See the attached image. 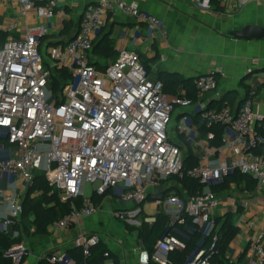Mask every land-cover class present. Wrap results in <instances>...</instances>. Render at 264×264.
Returning a JSON list of instances; mask_svg holds the SVG:
<instances>
[{"label":"built area","instance_id":"1","mask_svg":"<svg viewBox=\"0 0 264 264\" xmlns=\"http://www.w3.org/2000/svg\"><path fill=\"white\" fill-rule=\"evenodd\" d=\"M8 1L19 16L3 26L5 33H16L30 17L35 24L20 30L18 36H10L0 48V197L8 204V213L0 216V232H11L24 210L21 197L1 185L3 177L20 181L23 189H28L36 171H42L61 191V200L69 202L72 209L49 226L55 235L96 214L97 204L85 193L89 184L100 196L120 188L123 203L144 202L151 188L182 173L183 150L171 129L178 109L195 106L203 121L226 127L222 146L215 148L207 140L200 143L194 139L195 126L187 114L176 123L179 134L202 148L198 165L188 175L206 184L207 190L187 200L176 194L160 197L158 211L173 223H183L188 214L200 230L214 234L209 249L200 250L188 263L212 264L221 228L217 217L230 210L229 202L208 186L235 171L246 174L258 182L261 219L254 210L245 212L250 210V201L242 203L244 211L238 217L240 250L231 264H264V114L255 108L256 89L251 88L238 110L233 111L227 102L222 107H209L203 99L216 87V74L223 73L220 68L195 79L198 101L194 103L184 91L169 97L164 83L149 74L135 50L120 49L116 61L105 70L92 65L91 52L109 13L119 12L144 22L150 39L157 35L168 38L164 21L144 11L135 0H97L89 4L76 36L65 45L49 47L46 53L41 50V39L48 33L46 23L57 14L59 0ZM251 1L260 0L243 3ZM195 2L201 8L210 7L209 0ZM54 68L66 69L72 75L59 98L50 89ZM5 152L9 154L3 155ZM78 198H82L79 207L75 202ZM142 212L137 206L114 213L129 225L141 226ZM155 220L144 217L149 224ZM101 242L96 233L80 232L73 245L89 255ZM123 244L122 240L114 242L120 248ZM180 247L173 235L158 241L153 256L139 244L138 264H151L152 260L169 264V253ZM109 249L113 252L112 247ZM110 250L101 264H114ZM28 254L29 248L22 242L5 253L11 264H23ZM46 258L53 264H75L66 252Z\"/></svg>","mask_w":264,"mask_h":264},{"label":"crops","instance_id":"2","mask_svg":"<svg viewBox=\"0 0 264 264\" xmlns=\"http://www.w3.org/2000/svg\"><path fill=\"white\" fill-rule=\"evenodd\" d=\"M96 1L59 0L56 16L46 23L48 33L43 37L45 39L41 44L42 52L46 53L49 47L65 45L73 39L80 29L86 7ZM135 1L139 2L144 11L157 15L164 21L168 38L165 39L157 35L150 39L147 36L146 24L144 22L135 18L126 17L119 12L109 13L103 30L112 32V36L116 39L117 56L122 48L137 51L149 74L157 79H160V74L163 71L179 73L186 78L196 79L198 76L216 71V69L220 68L223 70V73H218L220 77L217 79L216 87L207 93L203 99L209 104L210 101L220 99L225 94H230V100L228 99L230 104H228L233 111H237L240 103L247 95V89L255 88L257 91L256 97L254 98L255 108L264 114V40H239L231 35L232 31L240 30L248 24H256L264 27V0L248 3H243L244 0H224V3H221V11H216L211 6L208 9L201 8L195 0ZM39 3L42 4L43 1ZM240 3H243L242 7H240ZM18 16L19 14L15 6L8 0H0V34H6L7 39L10 36H18L20 30H23L30 24H35L34 19L30 17L28 20L23 21L22 29L16 33L12 35L5 33L3 26L9 20ZM39 21L42 22L43 20L40 19ZM68 21L72 23L70 28L67 27ZM98 38L99 36L96 40ZM146 62L148 65H146ZM112 63L110 62L109 65ZM183 91L188 95L185 89H181L178 94ZM178 110L179 116L175 120L178 121L180 116L187 114L190 117V124L195 126L194 139L200 143L205 142L204 139H196L199 134L197 125L194 123V114H198L199 112L197 107L192 106L188 109ZM174 126L176 127V124ZM177 138L176 141L178 140L177 142L182 145ZM193 142L197 150L202 153V148L196 145L195 141ZM8 154L5 152L3 155ZM212 158L213 160L217 159L216 157ZM1 185L6 190L18 194L22 200L28 190L23 189L22 182L10 181L8 177L2 178ZM175 185L176 182H161L157 188L153 187L150 189L147 196L149 199L146 198L140 204L133 202L125 204L120 202L119 205L121 206L116 211L140 206L143 209L141 213L142 219L144 217H155L159 212L156 203L162 196V190L170 189L171 187L174 188ZM117 190H120V188L107 192L102 204L95 201L94 197L98 199L102 196L96 194L92 186L91 193L88 195L92 196L97 206H102L106 198H111V195H114L112 201L119 197L116 194ZM93 195L95 196L93 197ZM251 195H253V198L256 197V199L248 198V201L251 202V207L250 210H245V212L249 213L251 210H254L256 217L260 220L262 210L259 199L260 195L256 192ZM225 199L229 202L228 209L230 211L235 208L237 210L238 199L230 196H227ZM147 201L152 202V211L145 209ZM7 213L8 204L0 197V216ZM86 218L88 217H84L81 220L80 225L57 235L49 233L47 236H28V242L25 243L22 241L29 248V254L23 264H39L41 259L47 260L46 256L58 252L71 254L75 249L73 241L80 232L98 234L93 230L89 232L83 230L82 222ZM18 222L16 235H21V220ZM123 222L124 225L127 223L125 221ZM239 224L241 222L237 219V225L239 226ZM19 227L21 228L19 229ZM126 231L132 238L130 240L127 237V246L123 244V248L114 245L115 238H112L113 242L111 243L110 237L107 236V240H103L102 236H100L102 242L107 244L108 248L109 246L112 247L113 253L118 255V264H138L137 256L132 255V253L135 254L137 246L139 245L137 235L134 232L129 233L127 229ZM238 237L239 234L230 244V249L226 255L229 260L239 254L240 249H235V244L237 247L241 244L240 240L238 241ZM130 242L132 243L131 247H129ZM231 250L232 253H230ZM130 256L134 257L132 258L133 260L130 259ZM111 258L115 264V259L112 255Z\"/></svg>","mask_w":264,"mask_h":264},{"label":"trees","instance_id":"3","mask_svg":"<svg viewBox=\"0 0 264 264\" xmlns=\"http://www.w3.org/2000/svg\"><path fill=\"white\" fill-rule=\"evenodd\" d=\"M43 3H45V1H43ZM209 4L216 11L222 10L220 0H209ZM71 24V21H68L67 27L70 28ZM44 39L45 38H42L41 41H44ZM6 40L7 35L3 33L0 34V48H2L1 45L4 44ZM116 59V39L112 36V32L104 29L99 34L98 40L94 43L91 64L100 70H105L109 66V63L116 61ZM146 65H148V63ZM219 77L220 75L216 74V78L219 79ZM71 78L72 75L66 69H52L50 89L53 95L59 98L63 87ZM160 80L164 83V91L169 97L176 96L181 89H185L194 103L198 101L195 79L186 78L179 73L163 71L160 74ZM249 90L250 88L247 89L246 97L249 94ZM229 97L230 94H225L220 99L210 101L208 106L222 107L226 102L230 104ZM58 101L60 102V100ZM194 121L199 131L196 138L197 140H207L209 145L215 148L222 146V135L226 128L224 125H209L201 119L200 112L194 114ZM209 133H213V137L210 138ZM178 138L182 145L176 141L177 144L182 150L184 149L182 173L162 180V183H164L175 179L176 185L174 188L171 187L170 189L162 190L161 197H165L168 194H176L184 200H187L188 198L205 192L207 185L202 183L199 179L188 175V172L198 165L201 154L194 146L193 140H187V137L183 134H178ZM257 184L258 182L256 179L235 171L225 175L223 181L212 183L208 187L216 193L217 196L224 198L223 196L227 195L226 191L234 189L233 186L238 188L245 185L244 189L246 193L252 194L256 192ZM105 195L98 199L94 197L95 195H93V197L96 202L102 204ZM60 196L61 191L48 181L45 174L42 171H36L33 183L28 187L27 193L23 199L24 210L19 220H17L13 226L11 232H0V264H11V260L6 257L5 253L14 244L22 242L23 236L49 235L50 231L48 227L71 211L72 207L70 203L62 201ZM241 199L237 200L238 207L236 211H230L223 217H217V221L221 223V228L219 231L216 253L212 258V264H231L226 255L230 249L231 242L240 233L237 219L244 211ZM75 202L79 207L82 204V198L76 199ZM155 217L156 220L153 224L144 221L141 226L137 227L125 223V228L129 233H136L139 244L148 250L151 256L156 252L158 241L167 235L175 236L182 245V247L176 248L169 253V264H188L196 253L202 249H209L212 244L214 234L211 233L208 235L200 230L198 225L194 223L193 218L188 214L184 215L183 223L179 221L173 223L171 218L163 212H158ZM20 220L22 224V234L16 235L18 221ZM21 227H19V229ZM109 250L107 244L101 242L90 250L89 255H85L81 248L75 247L68 256L75 260V264H101L105 260V252ZM111 255L115 259V264H118V255L114 254L112 251ZM39 264L53 263L48 262L46 259H41ZM151 264L158 263L152 260Z\"/></svg>","mask_w":264,"mask_h":264},{"label":"rangeland","instance_id":"4","mask_svg":"<svg viewBox=\"0 0 264 264\" xmlns=\"http://www.w3.org/2000/svg\"><path fill=\"white\" fill-rule=\"evenodd\" d=\"M176 123L177 121H175L174 125ZM174 125L172 126L171 134L174 137V140L176 141V138L178 137V134H179L178 133L179 130ZM172 182H176L175 179L170 181V183ZM244 187L245 185H242L241 187H238V188L236 187L232 190L226 191L227 195L223 196L224 198L222 199H225L227 196L234 197L235 199L242 198L241 199V204H242L244 201H248V198L249 199L253 198V195L246 193V190L244 189ZM90 190H91V185L89 184L87 186V189L85 190V193L87 195L90 194L91 193ZM116 194L120 195L121 194L120 190H117ZM113 196L114 195H111V198H106V201H104V204L102 206L101 205L98 206L96 214H93L91 217L84 219V221L82 222V228L83 230H86L88 232L91 230L96 231L99 235L102 236L103 240L105 239L107 240V236L110 237L111 243L113 242L112 238H115V240L123 239L122 241L124 245L127 246V241H128L127 237L131 240L132 236H129V234H127L124 222L115 216L114 211H116L121 206L119 204L122 201H120L118 196L116 200L112 201ZM253 199H256V197H254ZM146 204L147 205L145 206V209H147L148 211H152L151 209L152 202L147 201ZM143 220L144 218L141 220L142 223H143ZM137 226H140V225H137ZM204 233H206V231H204ZM22 241L25 243L28 242L29 241L28 236L27 237L23 236ZM131 246H132V243L130 242L129 247ZM235 249H240V248L237 247L235 244ZM230 253H232V250L230 251ZM132 255L137 256L138 255L137 251H135V254L132 253ZM132 258L134 257L130 256L131 260H133ZM234 259L235 258H230V260H234Z\"/></svg>","mask_w":264,"mask_h":264},{"label":"water","instance_id":"5","mask_svg":"<svg viewBox=\"0 0 264 264\" xmlns=\"http://www.w3.org/2000/svg\"><path fill=\"white\" fill-rule=\"evenodd\" d=\"M206 4L208 3L206 2ZM231 35L239 40H264V27L256 24H248L240 30L232 31Z\"/></svg>","mask_w":264,"mask_h":264}]
</instances>
